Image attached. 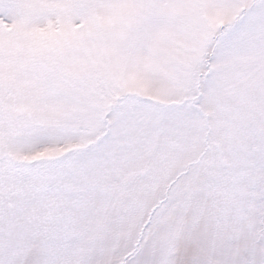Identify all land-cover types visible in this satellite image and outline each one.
I'll return each instance as SVG.
<instances>
[{
	"label": "snow or ice",
	"instance_id": "obj_1",
	"mask_svg": "<svg viewBox=\"0 0 264 264\" xmlns=\"http://www.w3.org/2000/svg\"><path fill=\"white\" fill-rule=\"evenodd\" d=\"M0 264H264V0H0Z\"/></svg>",
	"mask_w": 264,
	"mask_h": 264
}]
</instances>
